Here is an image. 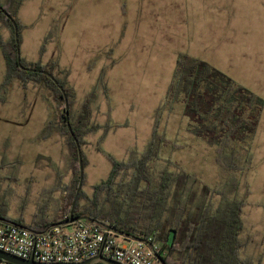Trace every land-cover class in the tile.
I'll use <instances>...</instances> for the list:
<instances>
[{
    "label": "rangeland",
    "instance_id": "obj_1",
    "mask_svg": "<svg viewBox=\"0 0 264 264\" xmlns=\"http://www.w3.org/2000/svg\"><path fill=\"white\" fill-rule=\"evenodd\" d=\"M18 3L21 61L58 65L57 79L75 90L68 109L75 121L97 92L90 120L97 128L81 146L85 194L76 205L93 198L114 163L139 160L156 134L163 141L159 160L151 164L154 176L167 169L197 178L215 191V207L224 198L242 201L239 255L264 264V0ZM0 24L1 78V43L11 40L12 31ZM181 54L207 62L263 101L249 167L243 156L241 170L222 166L218 150L189 133L192 117L185 104L167 101ZM37 87L16 80L0 86V202L9 206L10 220L21 216L26 226L53 222L74 185L63 128L65 143L53 130L56 103Z\"/></svg>",
    "mask_w": 264,
    "mask_h": 264
},
{
    "label": "trees",
    "instance_id": "obj_2",
    "mask_svg": "<svg viewBox=\"0 0 264 264\" xmlns=\"http://www.w3.org/2000/svg\"><path fill=\"white\" fill-rule=\"evenodd\" d=\"M18 4V0H8V3L0 0L1 7L15 20ZM0 19L12 31L11 40L7 44L1 43L7 61L4 85L8 86L13 80L22 85L33 82L56 103V121L66 136L74 176L71 194L62 209V217L69 221L80 181V165L77 145L68 130L64 95L48 76L20 68L13 24L1 10ZM22 64L53 75L64 88L71 107L75 90L57 79L54 74L57 64ZM96 99L97 92L93 91L76 121L70 112V123L81 146L84 137L97 128L90 121ZM167 101L185 104L192 117L189 133L217 149L222 166L228 170H241V156L246 167L252 164L251 149L263 110V101L258 96L207 62L181 54L177 58ZM162 141L155 134L139 160L114 163L107 181L94 189L93 198H88L83 207L80 200L85 193L81 191L74 217H86L99 224H108L119 233L159 244L158 256L165 264H255L239 255L243 202L224 198L215 207L212 201L215 191L182 171L173 173L166 169L156 178L151 164L159 160ZM83 162L85 166L84 156ZM3 207L6 204H1L0 216L6 217Z\"/></svg>",
    "mask_w": 264,
    "mask_h": 264
},
{
    "label": "built area",
    "instance_id": "obj_3",
    "mask_svg": "<svg viewBox=\"0 0 264 264\" xmlns=\"http://www.w3.org/2000/svg\"><path fill=\"white\" fill-rule=\"evenodd\" d=\"M108 227L77 220L37 231L0 218V251L44 264L82 263L100 255L120 264H162L158 259L159 244Z\"/></svg>",
    "mask_w": 264,
    "mask_h": 264
},
{
    "label": "water",
    "instance_id": "obj_4",
    "mask_svg": "<svg viewBox=\"0 0 264 264\" xmlns=\"http://www.w3.org/2000/svg\"><path fill=\"white\" fill-rule=\"evenodd\" d=\"M0 10L2 11V13L13 24L14 32H15V41H16L17 50H18L17 61H18V64H19L20 68L22 70H26V71L31 72V73L32 72L33 73H42V74L48 76L50 79H52L55 82V84L59 87V89L62 91V93L64 95L65 105H66V121H67V125H68V130H69L71 136L73 137V139H74V141H75V143L77 145V151H78V156H79V165H80L79 186H78V189H77L74 201H73L72 211H71V214H70V220L68 221V223L71 224V223H73V222H75L77 220H89V218H86V217H82V218H75L74 217V210H75L76 202H77L79 194H80V192L82 190V183H83V179H84V162H83V155H82L81 145H80L77 137L75 136V133L73 132V129H72V126H71V123H70V117H69L70 113H69V110H68L69 109V102H68L65 90H64V88L61 85H59V83L55 79V77L53 75H51L48 71H42V70L33 69V68H26V67L23 66L22 61H21V56H20L18 24H17L16 20L6 10H4L1 7V5H0ZM1 219L3 221L10 222V221L5 220L4 218H1ZM11 223H13V222H11ZM108 228H110V227H108ZM158 259L161 261L162 264H165L159 256H158ZM0 261L3 262L4 264H44V263H38V262L34 261L33 259L23 260V259L15 257V256H12L10 254L4 253L2 251H0ZM54 264H60V263H54ZM61 264H64V263H61ZM70 264H120V263L108 260V259L104 258L102 255H100V256H98V257H96L94 259H91V260H88V261H85V262H82V263H70Z\"/></svg>",
    "mask_w": 264,
    "mask_h": 264
},
{
    "label": "crops",
    "instance_id": "obj_5",
    "mask_svg": "<svg viewBox=\"0 0 264 264\" xmlns=\"http://www.w3.org/2000/svg\"><path fill=\"white\" fill-rule=\"evenodd\" d=\"M4 3H8V0H2ZM2 24H0L1 26ZM8 40V38L6 39V41ZM1 58L3 60V65H4V71H5V74H1V78H0V86L2 83H4V80L6 78V75H7V61H6V58H5V54H4V50H3V53L1 54ZM52 63V61H51ZM51 63H48L47 65H50ZM46 65V66H47ZM58 68V66H57ZM22 87H24V85L20 84ZM37 88H41V87H37ZM41 91H43V93H45V91L41 88ZM55 108V107H54ZM47 127V126H46ZM46 130V129H45ZM45 134L47 133V131H45ZM53 130L55 132H58L59 135L62 137V140L63 142L65 143V137L61 134L60 130H61V127L57 124L53 127ZM66 147H67V150H68V153H69V157H70V150H69V147L67 146V144L65 143ZM60 200V199H59ZM60 203V202H59ZM1 204H6L5 202H0V206ZM2 209L6 210L5 213H7L6 217H3V216H0L1 218H4L5 220L7 221H10V222H13L15 224H18L22 227H25V228H28V229H31V230H37V231H42V230H45L46 228L50 227V226H53V225H65L68 223V221L62 217V209H61V206H59V209H58V216L57 218H55L53 220V222H47L46 220H42L41 222H36V224H33L31 226H26V224L23 222V218L20 216V218L18 220H10L7 216H8V212H9V206L6 204V207H3ZM47 212V209H43L42 210V213H46ZM45 215V214H44ZM43 215V216H44Z\"/></svg>",
    "mask_w": 264,
    "mask_h": 264
}]
</instances>
